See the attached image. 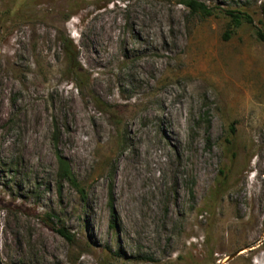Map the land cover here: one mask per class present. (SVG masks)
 <instances>
[{
    "label": "rangeland",
    "instance_id": "rangeland-1",
    "mask_svg": "<svg viewBox=\"0 0 264 264\" xmlns=\"http://www.w3.org/2000/svg\"><path fill=\"white\" fill-rule=\"evenodd\" d=\"M198 1L0 0V264H264V0Z\"/></svg>",
    "mask_w": 264,
    "mask_h": 264
},
{
    "label": "trees",
    "instance_id": "trees-1",
    "mask_svg": "<svg viewBox=\"0 0 264 264\" xmlns=\"http://www.w3.org/2000/svg\"><path fill=\"white\" fill-rule=\"evenodd\" d=\"M182 4H184L192 13L201 15L203 17H209L213 14L212 10L203 2L198 0H180ZM231 17L233 20V27H238L241 25V18L234 13H231ZM259 38L264 42V31L258 33ZM70 45H69V44ZM65 46V54L67 58V62L71 68H76L77 57L75 53V47L73 43L69 40ZM56 139V136H55ZM230 143V140H227ZM57 184L59 186V192L62 193V188L65 184H69L73 189H75L78 193H80L83 197H85V190L80 181L78 180L77 176L72 170L71 164L68 159L63 156L61 153H57ZM221 175L219 176L218 180L215 183L213 189V196L212 198L217 199L215 196L218 194H222L223 190L227 186L228 177L224 170L220 171ZM53 229L59 236L66 239L67 241H72V236L62 226L54 225Z\"/></svg>",
    "mask_w": 264,
    "mask_h": 264
}]
</instances>
